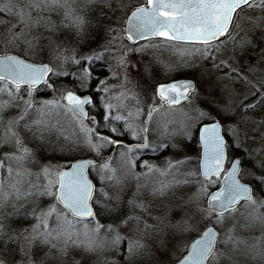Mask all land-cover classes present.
Returning <instances> with one entry per match:
<instances>
[{
	"label": "snow or ice",
	"instance_id": "6c2138e0",
	"mask_svg": "<svg viewBox=\"0 0 264 264\" xmlns=\"http://www.w3.org/2000/svg\"><path fill=\"white\" fill-rule=\"evenodd\" d=\"M90 28L104 44L70 47ZM174 44L187 75L147 83L143 99L127 88L134 60L145 81L158 64L175 71L151 52ZM253 44L260 67L245 56ZM53 113L90 158L45 162ZM169 148L183 159L145 158ZM29 200L35 223L13 228ZM252 262L264 264V0H0V264Z\"/></svg>",
	"mask_w": 264,
	"mask_h": 264
},
{
	"label": "rangeland",
	"instance_id": "374dc122",
	"mask_svg": "<svg viewBox=\"0 0 264 264\" xmlns=\"http://www.w3.org/2000/svg\"><path fill=\"white\" fill-rule=\"evenodd\" d=\"M132 2L134 3V2H136V0H132ZM141 2H143V0H141ZM95 14L97 16L99 15L98 12H96ZM102 22H106V21H102ZM61 31H63L67 35V33L71 32L72 30L70 28L66 27V26H61ZM107 39H108V36H107L106 31H101L97 35L96 32L94 31V29L90 28L89 29V36H88V38L86 40L81 41V42H77L76 40H73L70 43V47H72V48L80 47L83 51H86L89 47L94 48L97 45L104 44L105 40H107ZM152 43L155 44V43H157V41L154 40V41H152ZM161 43H163V42H161ZM182 47H183L182 44H174L171 47L162 46L160 48L152 49L151 52L156 54V55H158L161 61H167V62L173 63V64L177 65V67H176L175 71L169 73V72H165L164 67H163L162 64H158V65H156V68H155V75L149 77L147 81L142 80L140 78V76L137 74L136 63H135V60H134L133 64L129 66L130 71H131V82L127 84V88L130 89V90H134V91H136L138 93H141L142 94V99H143L144 98L143 90H144V87L146 86L147 83H149V82L150 83H155L158 80H164V79H167L168 77H177V76H185V75H187L188 74L187 70L181 64V54L176 51L177 48H182ZM229 47H231V45H229ZM256 51L259 53V51L256 48L255 44L249 46L248 50L245 52L246 58L248 60H251L252 59L251 55H255ZM51 55H52V52L46 49L44 51V53H43V56L41 54L37 53L32 58L34 60H36V61H39L41 59H47V58L51 57ZM134 55H135V57H140L141 54L140 53H136ZM156 55H148V57H147L148 61L149 62L153 61L156 58ZM259 58L260 57L257 56L256 59L259 60ZM185 59H187V57H185ZM73 70H75V69H73ZM112 82L115 83L116 81H112ZM40 95L41 96L45 95V90H41ZM48 95H51V93H48ZM101 96H102V94H99V97H98L99 100H100ZM129 103L130 104H135V101L134 100H130ZM101 105H102V108H103V104L102 103H101ZM164 112L166 114L162 117L163 120H165V121L171 120V121L174 122L175 126L179 125V121L182 119V115H181V112L178 109L170 110V109L165 108ZM56 114H57V118L55 120H53L52 123L57 124V122L60 123V122L65 121V123H69V124L71 123L73 128L75 127V130H76L77 126L72 122L70 117L65 116L63 113H56ZM114 114H115V112H114ZM122 114H127V113H126V111L122 110ZM90 115H93V114L90 113ZM170 126H172V125H170ZM70 136H72V135L68 132V137H70ZM175 139H176L177 142H179L181 137L177 136V137H175ZM131 141H133V140H130L129 142H131ZM249 143H251V141H249ZM57 145L58 144L55 143V141H54V144L51 145V151L50 152L47 151L46 149H42L41 153L45 157V162L50 161L54 165L55 164L64 165V163H65L64 158L59 157L56 154V152H55L57 150ZM194 147L198 148L199 145L197 144ZM83 150H87V149H83ZM161 153H162V155H161ZM161 153H160V155L158 157H155V158L146 157V159L154 160L161 167H164L165 162H166L165 161L166 157H174L175 159H183L182 155L177 154V152L174 151L171 148H169L168 151H162ZM188 155L195 156V153H188ZM86 156H92V154H87ZM246 163L250 164L251 161L246 159ZM139 170L143 171V168L141 167ZM187 170H188V167H181V169H180L181 172H185ZM173 174L175 175V170H173ZM183 178H184L183 176H177V179H183ZM152 179H154V180H164L166 178L162 177V176H159V175H156V176H153ZM167 179H171V177H167ZM135 183H136V181L134 180L132 182V184H133L132 185L131 182L129 181V179H126L124 181V183L120 186L123 189V194L125 196L129 195L130 191L133 188V187L132 188H128V187L130 185L134 186ZM33 200H34V198H33ZM31 202H32V200H29V202L25 204L24 201H21V203L23 205H27L30 208L32 206ZM50 202L51 201H49V200H46V201L45 200H40L39 204H40L41 207H45ZM241 211H243V209ZM30 212H31V210H30ZM34 223H35V220L31 217V219L27 223H24V225H20L19 227H16V228L29 227L30 225H32ZM123 230L124 229H122V231ZM194 234H195V230L193 232V235ZM187 242H190V238H189V240ZM183 251H184V249L181 246L179 248V250L173 254V258H175L176 255H179ZM20 258H22V257H21L20 254H18L17 255V259H20ZM252 264H256V262H252Z\"/></svg>",
	"mask_w": 264,
	"mask_h": 264
},
{
	"label": "trees",
	"instance_id": "16d2710c",
	"mask_svg": "<svg viewBox=\"0 0 264 264\" xmlns=\"http://www.w3.org/2000/svg\"><path fill=\"white\" fill-rule=\"evenodd\" d=\"M57 118V114L53 113L51 116V123L53 120H55ZM54 124V123H52ZM55 128L52 129V131L50 133H48V135L51 136V139L53 141H55V143H57V150L55 151L56 154L61 157L64 158V165H68L69 162L76 158V157H80V156H86L87 154H91L89 152V150H80V146H74V137L81 135L78 131H77V127L75 130V127L73 128V126L71 125V123H65V121L63 122H57V124ZM68 132L72 135L70 137H68ZM76 132V133H75ZM54 144V143H52ZM51 144V145H52ZM62 146H65V150L64 151H60V148ZM129 181L132 182L134 181L131 177L128 178ZM133 185V184H132ZM133 186H129L128 188H132ZM40 200H48L47 198L44 197H35L34 201L35 203H40ZM21 203V202H20ZM32 206H35V204L33 203V200L31 202ZM22 204V203H21ZM30 207H28L27 205H24V207L20 208L19 210V214L11 217L10 218V223L12 225L13 228L19 227L20 225H24V223H27L30 219H31V215H26L25 213L28 212L30 213L31 210ZM13 247H15V245H13ZM47 251L46 247H37L35 250V255L37 256H41L43 255V252Z\"/></svg>",
	"mask_w": 264,
	"mask_h": 264
},
{
	"label": "flooded vegetation",
	"instance_id": "af4514ba",
	"mask_svg": "<svg viewBox=\"0 0 264 264\" xmlns=\"http://www.w3.org/2000/svg\"><path fill=\"white\" fill-rule=\"evenodd\" d=\"M252 56V59L250 60L253 64H255V65H257V67H260L261 65H259V60L261 59V55H260V53H258L257 51H256V53H255V55H251ZM257 56H259L260 58H259V60L258 59H256L257 58ZM243 70V69H242ZM257 76H259L260 74L259 73H257L256 74ZM166 79H164V80H158L157 82H160V81H165ZM156 83V82H155ZM93 91H98V90H96V89H93ZM99 94L96 96V101H99ZM103 108H102V105H101V103H97V108H96V110H95V112H92L91 111V109H90V113L91 114H95V115H97L98 113H100L101 112V110H102ZM172 110V109H171ZM110 134V133H109ZM117 138H120L119 136H117ZM153 139H155V136H153ZM130 140H132L131 138L128 140V141H126V142H129ZM131 142H133V141H131ZM160 155V153H157V154H152V153H150V152H148L146 155H145V158L146 157H153V158H155V157H158ZM161 155H162V153H161Z\"/></svg>",
	"mask_w": 264,
	"mask_h": 264
},
{
	"label": "water",
	"instance_id": "95a60500",
	"mask_svg": "<svg viewBox=\"0 0 264 264\" xmlns=\"http://www.w3.org/2000/svg\"><path fill=\"white\" fill-rule=\"evenodd\" d=\"M183 76H177V77H173L175 79H180L182 78ZM160 82H164V81H160ZM91 156H82V157H77V158H74L68 165H70L72 162H74L75 160H80V159H88L90 158Z\"/></svg>",
	"mask_w": 264,
	"mask_h": 264
}]
</instances>
